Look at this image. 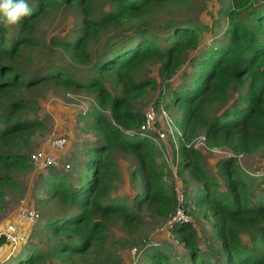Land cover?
<instances>
[{
	"label": "trees",
	"instance_id": "obj_1",
	"mask_svg": "<svg viewBox=\"0 0 264 264\" xmlns=\"http://www.w3.org/2000/svg\"><path fill=\"white\" fill-rule=\"evenodd\" d=\"M192 2L29 0L32 15L21 22L10 25L2 14L0 213L7 190L16 188L14 176L32 170L31 143L45 125L30 115L39 111L37 97L42 90L60 88L91 96L94 104L86 115L85 131L92 132L94 142L86 149L83 163L91 172L87 181L80 175L76 188L67 177L49 169L38 188L44 196L40 203L60 209L45 224L53 241L49 250L29 244L0 264H38L48 259L75 264V257L90 252L97 255L92 264H119L107 246L111 223L120 222L127 233H134L143 212L163 219L174 212L176 202L165 181L160 152L149 137L137 132L143 114L136 105L159 86L156 106L168 99L164 108L179 114L175 122L180 132L178 177L184 188L185 178L197 184L193 201L187 196L193 205L189 216L197 210L210 223L217 244L209 252L216 261L200 248L189 223L173 231L185 257L178 259L169 249L151 247L143 252L142 264H264V178L254 185L233 160L220 159L215 168L224 179L221 191V183L206 171L201 152L186 147L202 134L211 151L229 149L250 156L264 149V0H220L219 13L227 21L222 37L199 51L201 34L210 29L206 25L173 16L151 23L160 11L180 16ZM61 7L75 9L81 18L72 35L51 41L54 50L68 56L71 66L55 59L34 66L31 53L41 47L37 26ZM111 30L116 36L113 42L107 41L94 56L92 43ZM151 65L158 66L160 84L143 74ZM79 66H89L85 78L76 76ZM184 67L188 71H180ZM179 72L180 82L173 88ZM213 108L219 112L210 115ZM116 152L136 162L130 178L138 183L139 192L131 202L110 197L119 176Z\"/></svg>",
	"mask_w": 264,
	"mask_h": 264
},
{
	"label": "rangeland",
	"instance_id": "obj_2",
	"mask_svg": "<svg viewBox=\"0 0 264 264\" xmlns=\"http://www.w3.org/2000/svg\"><path fill=\"white\" fill-rule=\"evenodd\" d=\"M221 4L222 2H220V0H194L189 9L185 10V12L184 9L181 11L182 14H180V16L171 15L167 10L164 12L160 11L155 15L156 19L152 20L151 23H159V21L173 16L180 17L181 19H185V17L187 19L191 18L196 20L197 24L206 25L210 29L202 32L198 47V51L203 50L210 45L212 40L221 39L222 37V32L227 21L219 13L222 7ZM0 19H2V13H0ZM80 20L81 18L75 9L67 10L63 7L54 10L42 20L37 26V37L41 42V47L31 53L34 66H39L44 61L55 59L58 64L70 67L68 56L60 49L54 50L51 46V41L54 38L65 39L69 35H72V31L79 26ZM114 37L116 36H114L113 30H111L107 36L104 35L101 38L100 42L92 43L90 50L93 55L96 56L107 41L113 42L112 40ZM41 68H44L43 65H41ZM185 69L188 71V67H184L180 71H184ZM87 73H89V66H79L75 72L76 76L81 77V79L85 78ZM143 74L146 78L156 80L157 83L160 84L161 81L158 77L157 65H151L145 68ZM180 75L181 72L172 80L173 88L177 87L180 82ZM160 91V86L157 89L150 90L145 99L137 103L136 108L142 115L148 107L154 106L158 113V119L162 122V125L165 126L169 124L171 127L172 122L174 126L176 120L179 118V114L175 109L166 110L164 108L165 104L168 103V99H165L166 101L164 100L163 104L156 106V101L160 97ZM37 100L39 103V111L36 116L30 115V118L43 120L45 127L42 131L34 135L30 154L45 147L50 139L58 137L65 138L67 142L66 146L62 151L57 152L59 156V167L54 168V170L60 176L67 177L71 185L77 188L79 186L78 180L80 175L82 176V181L85 182L88 180L91 173L89 168L84 167L83 163L86 160V149L90 148L91 144L94 142V137L91 134L92 132L89 133L85 131V124L87 122L86 115L92 109V105L94 104L93 98L83 93L67 92L60 88L48 87L41 91ZM210 111V115H212L218 113L219 109L213 108ZM203 138L204 136H202V134L196 136L193 139V144L195 145V149L200 151L205 159L206 171L221 183L220 190L224 191V179L217 172L214 162L224 159L225 153L228 154L229 150L223 149L210 152L203 146ZM157 144L156 148L160 152L159 162H163L165 165V181L169 191L172 193L173 186L176 184L175 181L179 182V179L182 181L181 178H177L178 176L175 178L170 170V167L173 165L172 162L177 158L176 151L178 150V143H173L171 140L168 142V139H166L164 142H158ZM114 158L117 163L119 176L113 182V191L110 197L119 200L125 199L131 202L139 192V190H137L138 183H133L130 178L131 171L136 162L129 155H123L119 152L115 153ZM263 159L264 149L253 156L244 154V158H242L239 163L240 165L236 162L235 164L240 168L239 170L243 174L250 178L252 184L257 185V182L264 177H253L248 173L256 174L259 169H261ZM66 165H69L70 168L65 169ZM48 172V169L36 170L32 166L31 171L14 176L16 188L7 190L2 205L3 211L0 213V225L11 221L15 216L16 209L21 205L34 208L40 216L39 221L29 229L31 230L29 234L30 237L26 243L24 245H19L17 250L11 251L10 253L13 254L12 256L19 253L23 247L26 249V246L29 244H32V246L38 250H49V244L51 245L53 243L48 232L45 230V224L50 217L58 215L60 209L51 203L47 206L40 203V201H43L44 196L38 192V188ZM185 182V190L188 199L193 201L197 184L186 178L184 180V183ZM257 189H259V187ZM191 206L193 207L188 201L187 209L192 210ZM142 215V223L134 233H127L120 222H113L110 224V229L107 233V246L109 248L111 247V252L118 258L119 264H142L143 252L148 248L150 249L155 243H160V246L157 247L159 249H169L178 259L186 256L183 245L179 242L177 243L174 235L168 240L164 235L160 234V230L166 219L158 217L152 218L147 212H143ZM189 221H191L193 229L197 232L200 248L211 256L209 251L217 242L214 238V232L211 229L210 223L200 216L197 210L190 216ZM241 239L246 244L250 243L246 235H242ZM0 246L2 247L3 245ZM132 248L141 251L136 262L131 260L129 256V252ZM7 250L10 249H6L3 254H7ZM96 257L97 255L95 252H90L84 257H75L73 260L75 264H92ZM211 257L216 261L215 257ZM38 264L62 263L58 260L48 259Z\"/></svg>",
	"mask_w": 264,
	"mask_h": 264
},
{
	"label": "built area",
	"instance_id": "obj_3",
	"mask_svg": "<svg viewBox=\"0 0 264 264\" xmlns=\"http://www.w3.org/2000/svg\"><path fill=\"white\" fill-rule=\"evenodd\" d=\"M171 124V127L169 124L163 126L162 122H160L158 119L156 108L154 106H150L144 112L142 123L137 132L143 137H149L150 140L155 144H157L158 142H164L166 139H168V142L171 140L173 143H175L177 137L180 136V132L176 129V127H174L175 125L173 126L172 122ZM202 140L203 146L206 147L204 138ZM193 142V140L191 142H187L186 147L195 149V145L193 144ZM66 143L67 142L63 137L50 139L45 147L30 154V164L36 170H49L58 168L59 156L57 155V152L62 151L66 146ZM212 151L216 152L219 150ZM242 158H244L243 153H234L230 150L228 154L225 153V159L233 160L237 164L241 162ZM172 163L173 165L172 167H170V170L173 176L176 178L178 176V156ZM69 168V165L65 166V169ZM248 174L253 177H264V159L261 163V169H259L256 174ZM175 183L176 184L173 186L172 193L175 198L176 208L174 212L166 219L162 229L160 230V234L164 235V237L168 240L172 238L175 227L191 223V221H189L190 216L188 215V212H190L191 210L187 209L188 200L186 190L184 186H182V182L180 181V179L179 182L175 181ZM39 218V213L34 208L26 205L19 206L16 209L14 219L0 225V243L10 247L13 251L19 245H24L29 238V233L31 231L29 229H31L39 221ZM159 246L160 243H155L152 247L157 248ZM140 254L141 251L135 248H132L129 252V256L134 262L138 260Z\"/></svg>",
	"mask_w": 264,
	"mask_h": 264
},
{
	"label": "clouds",
	"instance_id": "obj_4",
	"mask_svg": "<svg viewBox=\"0 0 264 264\" xmlns=\"http://www.w3.org/2000/svg\"><path fill=\"white\" fill-rule=\"evenodd\" d=\"M0 13L4 15L10 25L21 22L32 15V9L27 0H0Z\"/></svg>",
	"mask_w": 264,
	"mask_h": 264
},
{
	"label": "crops",
	"instance_id": "obj_5",
	"mask_svg": "<svg viewBox=\"0 0 264 264\" xmlns=\"http://www.w3.org/2000/svg\"><path fill=\"white\" fill-rule=\"evenodd\" d=\"M208 151L211 152V150H208ZM250 156H251V155H250ZM252 156H253V155H252ZM217 162H218V161L214 162L215 165L217 164ZM13 219H14V218H12V220H13ZM1 225H2V224H1ZM29 234H30V233H29ZM29 237H30V236H29ZM2 245H3V244H2ZM8 248L10 249V250H7L8 253H10L11 251L13 252V250H12L10 247H8V246H4V245H3L2 247L0 246V260H1V261L10 258V257L13 255V254H11V253H10V254H8V253H7V254H3V252L6 251V249H8ZM15 250H17V248H16ZM15 250H14V251H15Z\"/></svg>",
	"mask_w": 264,
	"mask_h": 264
}]
</instances>
